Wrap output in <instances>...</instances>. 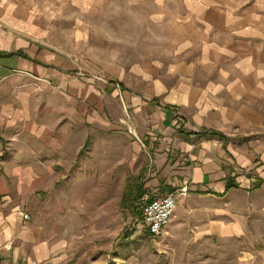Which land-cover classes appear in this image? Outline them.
<instances>
[{"label": "crops", "instance_id": "crops-1", "mask_svg": "<svg viewBox=\"0 0 264 264\" xmlns=\"http://www.w3.org/2000/svg\"><path fill=\"white\" fill-rule=\"evenodd\" d=\"M85 1L0 0V264L72 262L89 165L107 158L86 125L107 132L121 107L161 179L146 193L187 192L196 240L243 234L264 206V0H178L170 61L129 80L61 25Z\"/></svg>", "mask_w": 264, "mask_h": 264}, {"label": "rangeland", "instance_id": "rangeland-1", "mask_svg": "<svg viewBox=\"0 0 264 264\" xmlns=\"http://www.w3.org/2000/svg\"><path fill=\"white\" fill-rule=\"evenodd\" d=\"M180 7L178 0H86L78 2L75 18L59 21L66 28L74 24L82 29L80 36L87 42L78 47V53L93 55L97 64L108 66L110 76L122 68L129 80L134 64L170 61L172 38L177 33L168 16L179 14ZM127 112L121 107L120 121L110 114L107 132L96 128L95 123L86 125L92 129L88 150L107 158L89 165L90 176L86 179L91 186H86L82 198V222L74 238L70 264H264V206L260 199V209L248 215L245 232L225 239L196 240L188 218L186 225L182 224L181 208L174 211L165 233L152 237L141 225L140 216L120 208L128 181L135 185L141 173L138 182L145 191L152 192L146 186L161 180L150 176V157L131 133ZM163 191L161 188L153 195H164ZM186 194L176 191L178 202L185 200ZM126 235H130L127 240Z\"/></svg>", "mask_w": 264, "mask_h": 264}, {"label": "built area", "instance_id": "built-area-1", "mask_svg": "<svg viewBox=\"0 0 264 264\" xmlns=\"http://www.w3.org/2000/svg\"><path fill=\"white\" fill-rule=\"evenodd\" d=\"M140 211V223L152 237L165 233L176 209V193L162 196L142 195L137 203ZM24 218H27L25 215ZM9 264V263H8Z\"/></svg>", "mask_w": 264, "mask_h": 264}, {"label": "trees", "instance_id": "trees-1", "mask_svg": "<svg viewBox=\"0 0 264 264\" xmlns=\"http://www.w3.org/2000/svg\"><path fill=\"white\" fill-rule=\"evenodd\" d=\"M215 136V133H212ZM141 179V174L135 179L137 183L135 185H129L126 186V189L124 191V194L122 196L121 202H120V208L122 210H129L131 213H134L136 216H140L139 207L137 206V203L139 202V199L146 193V191L143 189V186L140 185L138 182ZM230 188H234V185L227 184L226 190H229ZM169 193H171V189H169ZM130 235L125 236V240L129 239Z\"/></svg>", "mask_w": 264, "mask_h": 264}]
</instances>
